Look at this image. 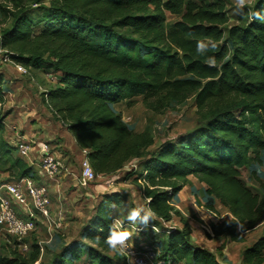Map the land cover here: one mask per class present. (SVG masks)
Instances as JSON below:
<instances>
[{"label": "trees", "instance_id": "trees-1", "mask_svg": "<svg viewBox=\"0 0 264 264\" xmlns=\"http://www.w3.org/2000/svg\"><path fill=\"white\" fill-rule=\"evenodd\" d=\"M247 6L264 8V0ZM232 15L221 0H0V27L8 22L0 29V51L28 72L52 71L41 99L66 125L78 152L87 150L95 174L126 172L124 179H134L164 222L177 215L170 201L193 177L205 185V208L213 212L218 202L231 216L210 224L212 234L240 243L242 232L264 221V196L242 179L250 172L264 192L257 175L264 161V24ZM168 16L176 20L168 24ZM200 39L216 47L202 55ZM206 56H215L216 65ZM1 84L0 77V159L12 179L32 178L36 160L12 158L3 137L8 114ZM192 95L197 111H205L202 125L152 151L149 131L138 132L116 107L141 99L159 112ZM133 162L139 171L126 168ZM122 201L113 194L100 205L86 232L96 247L86 246L87 264H115L104 238L112 225L109 209ZM189 235L185 227L171 231L163 246L152 243L166 264H223ZM29 251L0 253V264H34L40 249ZM83 254L78 247L64 249L51 264H80ZM243 260L264 264V237L243 251Z\"/></svg>", "mask_w": 264, "mask_h": 264}, {"label": "rangeland", "instance_id": "rangeland-1", "mask_svg": "<svg viewBox=\"0 0 264 264\" xmlns=\"http://www.w3.org/2000/svg\"><path fill=\"white\" fill-rule=\"evenodd\" d=\"M49 1L46 0V3ZM221 1L225 4L229 16H233L232 14H235L232 11L233 0ZM253 1L248 0V4ZM175 20V17L168 16V24ZM7 26L8 22L5 20L1 27ZM3 55L4 52L0 51L1 87L5 90L3 112L8 114L4 119L3 137L12 146V158H19L16 150L17 141L21 137L28 140L26 137L34 133L35 140L51 141L50 147L54 149V155L63 165L58 175L52 180L43 177L42 171L38 174V169L30 178L36 188L43 189L46 203L44 204L45 213H41L34 209L29 200L36 229L24 240L28 246V251L24 255L29 254L33 245H37L40 255L34 264H51L56 254L64 249L71 250L78 247L84 252L80 264H87L86 246L96 247L89 242L86 232L95 220L100 205L113 194L122 196L123 201L120 205L110 207L111 218H116V223L140 227L127 222L125 207H147L148 201L140 193L133 178L124 179L126 172H119L114 176H101L90 185H81L79 181L81 154L77 149H70L72 140L66 125L57 121L41 99L42 92L51 83L49 76H53L52 71L44 70L35 73L29 71L28 74L20 75L11 63L2 61ZM117 109L123 118H128L129 123L133 124L138 132L149 131L154 140V147L149 149L151 151L166 140L177 139L197 129L204 122L205 114V111H197L193 95L184 102L172 103L159 112L145 108L141 99H135L131 106L120 104ZM35 148L38 149V146ZM32 156L33 153L29 155L30 159L23 158V160L29 164L34 158ZM262 156L264 160V154ZM8 168L9 164L5 163L4 159H0V184L16 181L10 177ZM135 170L139 171L137 164ZM257 175L264 183V161L258 167ZM242 179L253 192L261 197L264 196V192L253 180L250 172L244 171ZM187 180L179 194L170 201L177 215H173L170 222H164L153 216L149 224L153 225L157 231L145 228L142 232L135 234L131 230V243L139 245L156 241L163 246L171 231H181L186 227L190 230L189 238L193 245L212 252L219 260L221 259L223 264H245L243 251L259 238L264 237V221L249 232H242L244 242H231L224 236L215 237L211 232L210 224L229 221L231 216L218 202L214 204L213 212L206 209L203 199L205 185L193 177H188ZM139 183L143 184V181L140 180ZM13 207L20 217L26 218L23 215L24 210L16 205ZM127 231L131 233L130 229ZM6 240L12 241V238L0 237V253L4 255H8L13 250V246L11 247ZM105 253L114 258L115 264H124L123 258L116 254V251L111 249L106 250Z\"/></svg>", "mask_w": 264, "mask_h": 264}, {"label": "built area", "instance_id": "built-area-1", "mask_svg": "<svg viewBox=\"0 0 264 264\" xmlns=\"http://www.w3.org/2000/svg\"><path fill=\"white\" fill-rule=\"evenodd\" d=\"M9 62L16 71L20 74H28V70L22 65L16 64L10 60L6 55H3L2 61ZM124 121H128V118H124ZM17 144V152L20 158H29V155L33 153L34 163L39 173L42 171V176L47 180L54 179L59 170L63 167L62 163L54 155V149L50 147L49 142H42L40 140H26L21 137ZM38 146V149L35 148ZM34 151V152H33ZM30 163L31 160H30ZM131 165V167H128ZM127 168L135 169L136 163H130ZM102 175H97L93 171L91 164L87 157V150H81V161H80V174L79 181L82 186H87L94 183ZM111 183V182H109ZM43 189H38L34 186L33 181L29 177H23L15 182H7L0 184V237L10 236L11 240H6V242L17 248L18 251L26 253L28 251V246L24 242L26 237H28L35 229V222L33 214L30 210L29 200L31 201L34 209L41 213H45L44 204L46 199L43 195ZM141 193V191H140ZM142 194V193H141ZM149 201L148 199H146ZM16 205L18 208L24 210L23 215L26 218L20 217L13 207ZM117 219H112L116 222ZM124 230H132L135 234L142 232L145 227H134L125 223L117 222ZM157 231V229L148 224L146 227ZM131 231V233H132ZM128 243L130 245L128 251L130 255H119L123 258L124 264H166L165 260L159 257L157 249L151 243H143L141 246L134 245L131 243V236L129 237Z\"/></svg>", "mask_w": 264, "mask_h": 264}, {"label": "clouds", "instance_id": "clouds-1", "mask_svg": "<svg viewBox=\"0 0 264 264\" xmlns=\"http://www.w3.org/2000/svg\"><path fill=\"white\" fill-rule=\"evenodd\" d=\"M248 0H233L232 11L236 15L246 16L249 22L255 20L259 23L264 24V8H253L248 7ZM216 44L211 40L200 39L196 42V51L200 54H206L209 48H215ZM205 62L209 66L216 65L215 56H206ZM147 174V169L144 170ZM115 207V205H112ZM126 216L125 219L129 224H135L138 226L147 227L150 220L153 219V212L149 207L145 206H135V207H125ZM238 230H243V225L237 223ZM132 236V233L124 230L119 224L113 222V224L108 229V234L104 238V243L108 248L120 253L121 255H130L128 249L130 247L128 240ZM100 238L97 237V240Z\"/></svg>", "mask_w": 264, "mask_h": 264}, {"label": "crops", "instance_id": "crops-1", "mask_svg": "<svg viewBox=\"0 0 264 264\" xmlns=\"http://www.w3.org/2000/svg\"><path fill=\"white\" fill-rule=\"evenodd\" d=\"M10 93V92H9ZM25 102V101H24ZM117 107V106H116ZM38 133V132H37ZM34 133H31V135L29 136V137H26V138H28V139H31V140H34L35 141V139H34V135H33ZM36 134V133H35ZM70 135V134H69ZM71 136V135H70ZM71 140H72V146L70 145V149H72V148H74V149H77L78 150V148L75 146V143H74V141H73V138L71 137ZM41 141V140H40ZM79 151V150H78ZM179 194V193H178ZM135 245V244H134ZM141 245V244H140Z\"/></svg>", "mask_w": 264, "mask_h": 264}]
</instances>
